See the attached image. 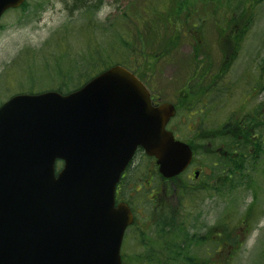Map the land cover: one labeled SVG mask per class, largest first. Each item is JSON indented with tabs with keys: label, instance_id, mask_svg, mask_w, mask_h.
I'll use <instances>...</instances> for the list:
<instances>
[{
	"label": "water",
	"instance_id": "obj_1",
	"mask_svg": "<svg viewBox=\"0 0 264 264\" xmlns=\"http://www.w3.org/2000/svg\"><path fill=\"white\" fill-rule=\"evenodd\" d=\"M25 0H0V18ZM141 81L113 65L79 89L17 94L0 105V264H121L133 215L116 186L140 148L159 174L191 163ZM60 161L61 168L55 165Z\"/></svg>",
	"mask_w": 264,
	"mask_h": 264
},
{
	"label": "rangeland",
	"instance_id": "obj_2",
	"mask_svg": "<svg viewBox=\"0 0 264 264\" xmlns=\"http://www.w3.org/2000/svg\"><path fill=\"white\" fill-rule=\"evenodd\" d=\"M217 1L215 0L213 4H196L198 11L203 8L206 13L199 16V22L195 21L193 24V26L196 25L194 31L189 35L180 36L178 48L168 58L159 59L152 73L148 76L147 74L144 75L146 88L156 102L170 103L176 106L177 114L170 121L168 129L174 132L178 140L192 141L198 153L194 156V164L199 165L198 167L201 172L203 171V174L206 170L213 172L211 171V164L215 159L203 154L204 152H200L203 145L208 144V148L211 146L206 140H197L195 134L201 128L200 131H214L218 125L227 121V116L230 117L238 109H241L243 115H251V117L256 114L254 112L255 104H259L264 109V89L260 87L258 95L255 92L248 95L244 84L246 79L242 80L246 71H249L254 83V79L259 74V68L262 64L264 65L262 62L264 56V0H262L256 8L255 18L246 39L240 44L236 60L225 75L226 81L221 84L222 93L225 92L226 99L221 100L219 106L210 110L207 117L196 113L195 109L201 99L198 96H193L192 91L198 89L197 85L194 86L198 77L194 76L191 82H187V79L190 74L189 64L191 62L197 66L198 72L202 67L203 60L199 56L196 60L192 58L195 48L200 45V39L204 44L201 48L205 50L204 65L211 72L214 71L217 60L220 58V48L223 49V46H226V49H231L235 43L234 40L230 39L229 34L232 33L228 31L227 27H225L227 29L225 33L222 32V36L220 35L221 39L217 37L216 40L218 34L214 30V22L217 21L216 27L224 28L220 24L227 22L224 17L229 14L218 9ZM105 2L106 0H96L97 6L88 15H84L82 10H73L69 0H26L21 8L4 13L0 19V103L9 96L21 91H28V89L34 92L51 91L56 88L72 91L76 83L79 82V78L81 81L85 79L79 74L84 72L86 68L85 60L89 55V47L86 42H90L91 34L92 43L89 46H93L92 50L95 47L104 53H109L111 50L121 48L115 41V37L119 35V28L121 30L125 27L131 29V39L134 37L136 48L147 49L144 44H140L138 39L135 21H140V19H135V17L142 5H147L149 1L107 0V3L115 5V10L101 22L97 19L96 14ZM215 7L216 11L213 10ZM125 11L130 17L122 22ZM212 11L214 12L212 13ZM141 13L151 19H155L158 13L167 15L165 5L159 2L158 6L142 8ZM247 15L245 14L241 18L245 20ZM152 23L155 22L152 21ZM132 25H134V29ZM86 26L91 31L83 29ZM199 26L202 27V31L198 33L197 28ZM61 39L65 46L64 50L58 51L56 45ZM203 52L201 50V55ZM81 59L84 60L81 61ZM234 59L232 57L229 63ZM150 61L153 59L151 58ZM199 61L201 62L199 63ZM144 67V64L139 66L138 73L143 75L145 73ZM248 80L252 81L251 78ZM187 86L188 88L190 86L191 93L186 92L184 94L183 91L187 89ZM217 142L219 141H216V145H218ZM137 161L139 164L135 170V175L125 185L127 193L130 194L129 200L132 207L136 209L135 222L133 217L134 224L132 222L133 225L131 224L132 227L129 229V234L127 233L128 236L124 244V251L130 253L142 252L139 244L140 237L142 238L140 235H143L150 227L152 213L158 215L156 208L153 207L154 205L152 206L150 192L143 189L144 187L148 188L144 182L150 178V171L154 168L153 163L146 158H139ZM260 166L263 168V174L262 177L257 178L255 189L249 188L248 180L251 171L248 170V176L244 178H239V175L235 178L232 177L239 184H236V190L230 193L227 186L221 185L219 187V179L209 182V179L205 181L204 177L199 176L196 183L197 187L203 188L208 183H212L216 188L218 187L219 191L214 194L210 191H201L196 196L187 197L182 206L175 197L170 195L172 196V200L169 202L170 209L175 207L178 210L179 208L177 213L182 212L188 215L190 224L195 227V234L199 233L198 235L203 236L208 227L216 225H221V228H216V232L228 229L231 231V228L227 229L226 222L228 220L232 223L236 221L234 225L230 223V226L232 225V232H234L238 243L243 241V244L238 248L233 261L229 264H264V254L261 253L264 249V162ZM189 171L190 169L180 177L174 178L175 180L172 183H167L168 186L165 185L166 187L163 189L168 187L176 189L183 185L190 186L189 183L192 181L186 177ZM192 175L191 172L189 176L192 177ZM153 178L156 186L151 190H155L160 185L162 187L163 183L160 184L156 176ZM139 189V192H134V190ZM255 196L257 198L254 216L244 226L239 220L245 219V210ZM138 202L141 203L140 209L137 207ZM158 209L159 207H157ZM222 223L225 225L223 224V226ZM215 234L212 237L213 243L200 247L201 257L211 255L206 254L205 249L207 247L209 253L217 252ZM194 252L197 253L196 248ZM216 257L219 258V255ZM125 264H132L131 259H126Z\"/></svg>",
	"mask_w": 264,
	"mask_h": 264
},
{
	"label": "trees",
	"instance_id": "obj_3",
	"mask_svg": "<svg viewBox=\"0 0 264 264\" xmlns=\"http://www.w3.org/2000/svg\"><path fill=\"white\" fill-rule=\"evenodd\" d=\"M71 2V8L73 10H82L84 15H88L92 12L93 8L97 6L96 0H69ZM101 1V0H97ZM149 1L147 5H142L140 12L138 11L135 19L139 18L140 21H135V27L132 25L133 29L137 33L140 44H144L145 48L137 49L135 46L134 37L131 39V29L123 27L120 30L119 35L115 37V41L121 46V48H116V50H111L109 53H104L98 48L92 50L93 46L89 44L92 43V34L90 42H86L89 47V55L86 61V68L84 72H81L79 76L85 77L83 81L78 79L77 86H80L82 83L87 81L93 75L102 71L113 64H119L136 74H138L141 80L145 81L144 75L147 76L152 73L155 68L156 63L159 59L168 58L171 53H173L180 43V36L193 32L196 25L193 24L200 21V15L206 13V11L201 8L199 11H205L198 13V8L196 7L197 3L201 4H213L215 0H147ZM217 1V0H216ZM158 2L165 5L167 15L158 13L155 19L142 14V8L152 7L153 5L158 6ZM262 2V0H220L217 1L216 6L218 9L224 11V13H229L226 18L225 23L219 32L221 35L222 32L225 33L229 29H233L232 32L236 33V42L235 50L238 52L240 44L242 41H245V36L248 35V31L252 25V22L255 18L254 14L256 12L257 6ZM216 11V7L213 9ZM212 11V13L214 12ZM142 14V15H141ZM231 14H234L236 17H230ZM248 14L243 20L241 17ZM128 13L125 11L124 16L122 17V22L124 19H128ZM155 22V23H152ZM225 24V25H224ZM85 30L89 27L83 28ZM214 30L218 33V30L214 27ZM91 31V30H90ZM202 31V27L197 28V32ZM91 33V32H90ZM234 33V34H235ZM222 36V35H221ZM220 37V36H219ZM199 41V39H198ZM84 43V42H83ZM220 44V43H219ZM64 42H57L56 48L58 51L64 50ZM118 46V45H117ZM201 50L200 45L195 48L193 59H198L200 57ZM237 54L233 56L235 58L231 61V64H227L221 69L222 76H225L230 70L231 66L236 60ZM153 61H150V59ZM84 59H81V61ZM201 61H199L200 63ZM262 62H264V56L262 57ZM144 64L143 75L138 73L139 66ZM91 70L88 71V69ZM189 78L187 82H191L194 79V76L200 78V71L198 72L197 66L194 62L189 64ZM198 72V73H197ZM258 75L254 79L253 86L255 87L254 92L258 95L259 88L262 87V78L264 77V65L262 64L258 70ZM200 76V77H199ZM195 82L194 86H198V89H193V96H198L199 103L197 104L196 113H200L203 116H208V112L215 107L221 104V100L226 99L225 92L222 93V89L218 91L210 90L206 93L201 94L203 88L200 89V81ZM261 85V86H260ZM57 91L60 93H66V90L57 88ZM23 92V91H21ZM25 92H32L31 89ZM197 93V94H196ZM256 113L253 117L251 115H241L243 117V122L241 124H235L234 113L229 117H226V122L222 125H218L212 132L200 131L202 128L195 134L197 140H206L210 144L203 145L200 152L203 154L212 157L215 161L211 164V171L213 172H201L199 170L201 178L204 177L205 181L211 182L212 180L220 181V185L227 186L229 193L236 190V183L233 178L239 175V178H244L248 176V170L251 171L249 177V188L257 187V178L262 177L263 168L260 164L264 162V109L259 105L255 104ZM203 124V122H202ZM235 126H237V131H235ZM198 131V130H197ZM216 141L218 145H216ZM193 148L194 155L196 148H194L191 140L188 141ZM215 142V143H214ZM199 152V153H200ZM236 152V153H235ZM140 158L148 157L144 154L140 155ZM199 165H197L198 167ZM233 177V178H232ZM178 178V177H176ZM173 179L171 182H173ZM191 181V180H190ZM160 183V181L158 180ZM195 181L189 183L190 186H179L178 188H165L168 195H172L181 203V206L189 196L193 197L198 195L201 191H210L213 194L219 191L218 187L216 188L212 183H208L206 187H197ZM196 186V187H195ZM201 188V189H197ZM255 196L253 200L250 201V204L245 210V219L239 220L241 224L246 226V222L251 220L254 216V206L256 203ZM175 211H174V210ZM181 210V207H180ZM173 207L170 209V206H167L163 211H157L158 215L154 212L151 216V225L145 233H143L142 238L140 237L139 244L141 245L142 252L130 255L128 260L131 259L132 264H229L233 261L234 255L239 250L238 248L243 244L238 243L236 240L234 232H232V223L230 220L226 222V227L231 228V231L228 230H218L216 228H221V225H216L213 227H208L203 236L195 234L194 225L190 224V219L188 215L183 214ZM238 221V220H237ZM230 223L232 224L230 226ZM225 223H222V225ZM223 225V226H224ZM224 228V227H223ZM217 238V245H215L216 251L209 253L208 247L206 250L207 255L201 257L200 247L205 244L213 243L212 237ZM204 247V248H205ZM231 247L232 249H230ZM196 248V252H194ZM237 249V250H236ZM230 250V251H229ZM264 254V249L261 252ZM160 254V255H159ZM219 255V258L216 256ZM163 256V257H162ZM125 264V263H124Z\"/></svg>",
	"mask_w": 264,
	"mask_h": 264
},
{
	"label": "flooded vegetation",
	"instance_id": "obj_4",
	"mask_svg": "<svg viewBox=\"0 0 264 264\" xmlns=\"http://www.w3.org/2000/svg\"><path fill=\"white\" fill-rule=\"evenodd\" d=\"M230 17H236V16L234 14H231ZM216 26H217V21L214 22V27L216 28V30H218V33H217L218 36H216V40H217V37L220 38L219 37L220 36L219 32H220L221 29L216 27ZM228 31H230L232 33V34H229L230 39H232V40H234L236 42V40H235L236 39V33L234 32L235 33L234 34L232 32V30L229 29V28H228ZM246 37H247V35L245 36V39H246ZM234 45H235V43L232 45L231 49H226V46H223V49L220 48V50H221V52H219L220 53V56H219L220 58L217 60V64L215 66L214 71L211 72V71L207 70V68H206L207 66L204 65L205 50H203L201 48V46L203 47L204 44L202 43V41L200 39V49L202 51H204L203 54L200 55V58L203 60V62H202V67L200 69V74H201L200 76L201 77L199 76L200 78H198V80L201 83L200 89H202V88L204 89V90H202L201 94L206 93V92H208L210 90L218 91V90L222 89L221 84L226 81L225 80L226 76H222L223 74H221V69H223V67L225 65L229 64V61L231 60V58L235 54H237V52H236V50L234 48ZM230 64H231V62H230ZM247 77L251 78L252 81L248 80ZM243 79H246V80H244L245 88L247 89L248 95H251L252 92H254L255 87H253V77L250 75L249 71H246L245 76H243L242 80ZM262 83H263V85H262L261 88L264 89V77L262 78ZM250 84H252V86H250ZM189 88H190V86H189ZM189 88L187 86V89H185L183 91L184 94L186 92L188 94L191 93ZM248 88H250V89H248ZM151 99L153 101V104H155V105L158 104V102H156L153 99L152 95H151ZM234 116H235V124H238V123L241 124L243 122V117L241 115V109L236 110L234 112ZM234 129H235V131H237V126H235ZM138 156H139L138 153L134 155L133 161L131 162L128 170L123 173L122 179L119 182V184L117 185L116 195H115L117 203H126L129 206V208H130V210H131V212L133 213V216H134V222H135V216H136V212H135L136 209L135 208L133 209V207H132L131 201L129 200L130 194L127 193L125 185H127L126 182L128 183V181L133 177V175H135V170H136L137 165H138V161H137L138 160ZM196 168H197V166L193 165L190 168V171H189V173L186 176L188 179H190L191 181H195V182H197V180L199 179V175L201 173V172H199V170H200L199 167H198L199 170L196 169ZM150 172H151V175H150L149 180L144 182V185H147L148 188L144 187L143 189H145V190L148 189L149 190L151 202L153 203L154 201H156V203H153L152 206L154 205L153 207L156 208V211L160 212V211H163L167 206H170L169 202L172 200V196L167 194V192L165 191V188L163 189V187H166L165 185L167 183H170V180H163L161 177L158 176V174H157V166H155V164H154V168L151 169ZM191 172H192V174H194V177H190L189 176V174H191ZM154 176H156L158 178V180L160 181V184H161V182H163V184H162V187L160 185L155 190H151L154 186H156V185H154V178H153ZM145 178H147V177H145ZM163 190H164V192H163ZM139 191H140V189L139 190H134V192H139ZM162 192H163V194H162ZM160 200H161V203H159ZM137 207H139V209L141 208V204H139V202L137 203ZM157 207H159L158 210H157ZM134 222H133V224H134ZM132 225L130 227H132ZM130 227L127 229V231L125 233L124 241H125L126 237L129 234ZM123 246H124V242H123ZM132 254H134V253H130V252L124 251V248H123L121 250L122 261L124 262Z\"/></svg>",
	"mask_w": 264,
	"mask_h": 264
},
{
	"label": "clouds",
	"instance_id": "obj_5",
	"mask_svg": "<svg viewBox=\"0 0 264 264\" xmlns=\"http://www.w3.org/2000/svg\"><path fill=\"white\" fill-rule=\"evenodd\" d=\"M115 5L107 3V0L104 4L101 5L99 10L97 11V19L103 22L109 14L114 12Z\"/></svg>",
	"mask_w": 264,
	"mask_h": 264
}]
</instances>
